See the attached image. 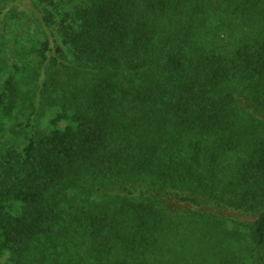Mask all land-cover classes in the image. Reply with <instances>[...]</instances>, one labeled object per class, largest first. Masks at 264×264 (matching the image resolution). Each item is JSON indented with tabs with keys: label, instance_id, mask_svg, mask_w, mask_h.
<instances>
[{
	"label": "trees",
	"instance_id": "16d2710c",
	"mask_svg": "<svg viewBox=\"0 0 264 264\" xmlns=\"http://www.w3.org/2000/svg\"><path fill=\"white\" fill-rule=\"evenodd\" d=\"M0 264H264V0H0Z\"/></svg>",
	"mask_w": 264,
	"mask_h": 264
},
{
	"label": "rangeland",
	"instance_id": "374dc122",
	"mask_svg": "<svg viewBox=\"0 0 264 264\" xmlns=\"http://www.w3.org/2000/svg\"><path fill=\"white\" fill-rule=\"evenodd\" d=\"M235 216V218H237V219H239V220H251V219H255L256 217H257V215H248V216H246V215H237V214H235L234 215Z\"/></svg>",
	"mask_w": 264,
	"mask_h": 264
}]
</instances>
